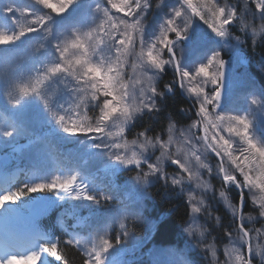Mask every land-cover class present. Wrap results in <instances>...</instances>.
Listing matches in <instances>:
<instances>
[{
	"label": "snow or ice",
	"instance_id": "6c2138e0",
	"mask_svg": "<svg viewBox=\"0 0 264 264\" xmlns=\"http://www.w3.org/2000/svg\"><path fill=\"white\" fill-rule=\"evenodd\" d=\"M157 11L161 22L150 28L148 20ZM32 34H38L40 42L25 50ZM205 35L211 47L202 46ZM245 44L264 47V0H0V46H4L0 57L8 58L13 51L18 58L14 71L0 74V96H7L4 110L13 114L12 122L0 131V144L34 134L32 126L37 125L47 128L48 136L79 140L85 152L103 164L94 173L100 181L96 185L69 172L42 175L16 191L9 187L0 192V211H29L33 228H38L40 217L71 202L68 215L76 220L72 227H82L93 237L88 247L75 234L64 241L51 236L28 254L0 256V264H65L61 243L81 248L83 264H128L121 259L119 236L115 244L106 238L110 222L120 217V235L127 238L125 221L146 219L154 184H161L164 198L169 190L184 194L188 185L215 197L202 175V170L213 175V168L193 150V139L203 141L217 158L218 195L231 212L233 231L225 232L228 245L220 262L215 244L206 242L208 229L197 223L198 214L214 219L216 225L220 217H213L203 197L197 199L189 191L191 215L183 229L191 237L189 251L210 254L212 264H264L260 242L264 225L246 227L264 220V120L250 118L253 106L264 115V89L259 97L252 95L244 114L226 109L234 66L220 51L234 52L238 63L247 67L242 55ZM129 67L132 76H127ZM167 67L174 79L161 91L158 80ZM259 70L264 73V65ZM174 86L193 101L197 119L187 129L192 139L176 128L169 115L167 139L149 135V125L129 140L139 121L159 119L162 101L166 94H175ZM194 129L203 134L196 136ZM181 138L189 151L178 145ZM156 151L160 155L153 159ZM167 166H175L178 174L170 175ZM129 172L135 174L124 176ZM232 191L237 193L236 202ZM29 193L53 195L37 199ZM249 199L255 216L248 211ZM83 210L87 216L81 215ZM166 220L167 215L161 214L148 222L155 229Z\"/></svg>",
	"mask_w": 264,
	"mask_h": 264
},
{
	"label": "trees",
	"instance_id": "16d2710c",
	"mask_svg": "<svg viewBox=\"0 0 264 264\" xmlns=\"http://www.w3.org/2000/svg\"><path fill=\"white\" fill-rule=\"evenodd\" d=\"M26 3H31L32 0H24ZM55 2V0H53ZM159 0H154V3H158ZM39 8L40 6H36ZM44 11H48L44 9ZM25 21L22 20V23ZM156 22H160V13H157L148 20L150 26H155ZM235 35L241 36L242 34L233 29ZM206 36V35H205ZM40 42L38 34H32L30 39L25 44V50L35 47ZM243 48L244 56L247 58V67L238 65V68L234 70V74L239 77V82L234 80L236 90L231 95L230 100L233 105H240L241 108L234 110L235 112L242 114L247 111L249 103L246 98L250 93H255L257 97L260 96V92L264 89V73L259 70V66L264 65V47L257 46L255 49L251 48L248 44ZM202 46L211 47L212 44L207 40L202 43ZM4 46H0L2 48ZM201 49H198L195 53L200 54ZM222 56L230 57V52L226 49H221ZM18 62V58L15 52L9 51L8 58L0 57V74L5 72H12L15 70V65ZM128 74V69H127ZM174 79L173 72L170 67H167L165 73L158 80V87L163 91L165 84L172 82ZM7 100L6 94L0 96V131L5 130L13 120V114L4 110V105ZM163 111L159 114V119L152 120L145 117L139 121L137 127L133 130L132 134L128 136L131 140L135 137V133L142 131L145 127L151 125L152 131L149 135L160 134L162 139L167 138V126L169 123L168 117L171 116V122L176 124L187 123L190 119L195 118V114L192 111L191 115H187L180 111L181 107H189L191 102L186 98L178 88L175 87V94L166 95L162 101ZM189 104V105H188ZM192 105V104H191ZM244 114V113H243ZM88 115H92L91 112ZM256 121L264 120V115L261 114L259 108L254 110V117H250ZM176 121V122H175ZM34 134H22L15 137L13 140L0 144V173L6 174V177L10 178L11 191H16L17 188L22 187L25 183H31L42 175L50 176L52 174L67 175L69 172L72 174L79 173L80 176L86 177V182H90L93 185L99 184V178L94 175L97 169L103 167V164L90 157L85 152V146L79 143L76 139H63L58 137H52L47 135V128H42L37 125H33ZM259 135V132L257 133ZM203 151L207 161L210 164L217 165V158L213 153L206 149L203 143ZM39 152V158L37 153ZM160 155L159 151L154 152L155 156ZM86 157V160L84 158ZM87 161V163H85ZM227 167V165H226ZM166 171L171 174H178L177 169H171L166 167ZM16 177L13 178V175ZM134 172L125 173L124 176L134 175ZM218 179V180H217ZM213 179L212 185L215 191V197L211 192L202 193L195 188V185L186 186V191L182 195H177L169 190L168 198H164L162 193L164 189L158 182L150 188V192L153 194V200L148 202L147 211L145 213L146 219L143 221L135 220L131 217L125 221L127 225V238L120 235L119 221L120 217H114L108 229L107 239L111 240L113 244L116 243V238L119 236L121 240L120 247L123 249L121 259L127 261L128 264H153L150 259L147 258L148 251L146 246L153 247L154 242L160 244L173 243L183 237V227L186 225V221L190 216V208L187 204V194L191 191L197 195L194 197H203L204 205L210 209L213 217H220V225L215 224L214 219H208L204 214H198L200 223H205L208 229V237L211 240L216 239V243L221 245L228 243L225 236L226 231H233L232 216L226 205L219 199V190L221 189V181L217 177ZM218 187H220L218 189ZM5 190V189H4ZM3 190V191H4ZM28 196H34L37 199H44L46 196H52V193H29ZM199 195V196H198ZM248 194L246 193V197ZM230 197L233 202H236L237 193L232 191ZM24 199V197H22ZM19 203V202H17ZM210 203V204H208ZM71 202L65 203L63 209L54 208L47 215L40 217L38 228L30 226L29 219H22L23 216H31V213L27 210L21 212L4 213L3 217H0V225L4 221V224H9V219L12 218L14 224L10 227L17 232L23 234L29 232H44L47 236L46 239L40 238L38 244H45L49 242L51 236L58 237L61 241L70 239L76 230H88L72 226L76 224V220L68 215L70 212ZM248 211L251 215L255 216L256 213L252 211L250 199L248 200ZM161 214L167 215L165 223L158 228H152L149 220H155ZM81 215L87 216V210H83ZM58 216L60 219L58 220ZM62 221V222H61ZM264 225V220L247 224L246 227L261 228ZM67 229V231H65ZM210 234V235H209ZM214 238V239H213ZM264 243V238L260 240ZM61 254L65 260V264H83L86 258L81 248H77L75 243L71 246H66L63 243L59 246ZM221 253V250H220ZM33 264H39V261L33 262Z\"/></svg>",
	"mask_w": 264,
	"mask_h": 264
},
{
	"label": "rangeland",
	"instance_id": "374dc122",
	"mask_svg": "<svg viewBox=\"0 0 264 264\" xmlns=\"http://www.w3.org/2000/svg\"><path fill=\"white\" fill-rule=\"evenodd\" d=\"M156 24H157V22H156ZM201 24H202V22H201ZM149 27L151 28L153 26H150L149 25ZM203 31L205 33H207V31H209V30H207L206 29V26H204ZM205 42H206V36H205V40L202 41L201 43H205ZM226 50H228V49H226ZM228 51L230 52L231 55H230V58L227 59V61H230V65L231 66H234V69H236L237 66L239 65V63L237 61V58H236V55H235L234 52H232L230 50H228ZM242 55L244 56L243 51H242ZM132 75H133V70H132L131 67H129L128 68V74H127V76H132ZM234 80H236L237 82H239L240 79H239L238 76H236L233 73V80H232V82ZM232 86L234 87L235 84L232 85ZM250 99H251V97L249 96V101H250ZM253 107H254L255 110L258 109V106H253ZM232 114H233V112H232ZM189 126L190 125L184 126V127H182V126H180V127L179 126H176V128L178 130H184L185 131V136H187L189 139H192V133L187 131V129L189 128ZM128 139L131 140L130 138H128ZM194 141H196V140L195 139L192 140V143H193V146H194V149L193 150H195L198 155H200L201 153L203 154L201 156V159L203 160L204 163L209 164L213 168V176H215V168H216V166L214 164H210L207 161L206 156H205L204 151H203V146H201L200 144L194 143ZM177 143L186 152L189 151L188 146L183 142V139L182 138L181 139H178ZM173 150H175V149H173ZM174 158H178V157H174ZM191 159L194 160V158H191ZM174 168H175V166H172L171 169H174ZM202 175L204 176V179L207 180L210 183L211 176H209L207 174L206 170H202ZM219 188L220 187H218V189ZM194 195L197 196L195 193H194ZM197 199H199V198H197ZM208 204H210V203H208ZM2 215H3V211H0V216H2ZM190 215H191V213H190ZM199 222L200 221L198 220L197 223L201 227L206 228L205 226H203V224H205V223L202 224V223H199ZM185 227H187V224L182 229H184ZM206 235H208V233H206ZM78 236H79V239L81 240V243L82 244H89L91 246V244L89 243V241L93 237H90L88 234L78 235ZM16 238H17V239H15L16 241L13 242L12 245H9L8 244L11 247V249H8L7 248V244L4 245L3 239L0 240V251L1 250H2V252L4 251L2 255L0 254V256H3L6 253H10V254H13V255H25V254H28L30 252L29 250H32L34 248V246H35V238L34 237H29L28 236V237H21V238H19V237L16 236ZM190 239H191V237H188L187 234L183 232L182 239H179V240H177V241H175L173 243L160 244V243L154 242L153 247H151V246H146L145 247L146 250L148 251L147 258L150 259V261H152L153 264H184V261L185 260H189V259L192 262H194V264H212V258H211V255L210 254L207 255V256H205L204 254L201 253V251L199 249L193 250V251H189L188 242H189ZM206 242H208V243H214L215 244V246L217 248V257H218V260L220 262H223L225 260V254L223 252V249H224L225 246L228 245V243L227 244H224L222 246V248H221V245H219L218 243H216V239H215V241L214 240H211V238H209L208 236H207ZM22 243L23 244L24 243L28 244V247H26L27 248L26 249L27 250L26 252L19 251L18 249H16V246H19ZM220 250H221V253H220ZM12 251H14V252H12ZM21 264H22V262H21Z\"/></svg>",
	"mask_w": 264,
	"mask_h": 264
},
{
	"label": "flooded vegetation",
	"instance_id": "af4514ba",
	"mask_svg": "<svg viewBox=\"0 0 264 264\" xmlns=\"http://www.w3.org/2000/svg\"><path fill=\"white\" fill-rule=\"evenodd\" d=\"M250 3H251V0L249 1ZM230 3V2H229ZM254 6V5H253ZM164 88V87H163ZM174 92H175V86H174ZM167 95V94H166ZM173 96V95H172ZM189 105V104H188ZM184 109H188V111H186V112H184L185 114H187V115H191L192 114V111L194 112V110H193V106L190 104L189 105V107H183ZM196 116V115H195ZM194 119H190L189 118V121H187V123H184L183 125L184 126H188V125H190L191 124V122L193 121ZM176 122V121H175ZM176 125H179V126H181L182 124H176ZM197 129H195V131H196Z\"/></svg>",
	"mask_w": 264,
	"mask_h": 264
},
{
	"label": "water",
	"instance_id": "95a60500",
	"mask_svg": "<svg viewBox=\"0 0 264 264\" xmlns=\"http://www.w3.org/2000/svg\"><path fill=\"white\" fill-rule=\"evenodd\" d=\"M181 92V91H180ZM182 93V95H184L186 98H188V100L191 102V104H192V106H193V103H192V101H191V99L185 94V93H183V92H181ZM203 134V133H202Z\"/></svg>",
	"mask_w": 264,
	"mask_h": 264
}]
</instances>
